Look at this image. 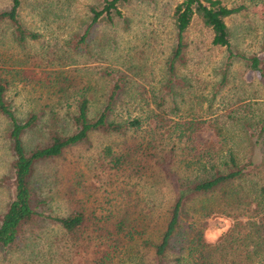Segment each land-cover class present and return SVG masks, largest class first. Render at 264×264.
Listing matches in <instances>:
<instances>
[{
    "label": "rangeland",
    "instance_id": "1",
    "mask_svg": "<svg viewBox=\"0 0 264 264\" xmlns=\"http://www.w3.org/2000/svg\"><path fill=\"white\" fill-rule=\"evenodd\" d=\"M97 1L21 0L20 21L38 33L36 38H26L21 44L12 39L10 26L0 22V72L8 80L4 97L18 117L45 102L50 107L57 99L62 100L65 108L66 104L73 107L75 91L79 88L86 92L93 113L110 85L102 77L103 70L109 68L124 75V89L116 105L122 115L126 114L122 111L124 106L131 114L139 113L141 117L149 115L150 109H157L153 95L167 75L165 60L174 39L171 12L178 0H131L121 7L124 22L119 18L113 24L96 23L87 48L74 51L70 42L87 20L88 4ZM220 2L239 6L224 18L233 47L264 57V0ZM8 4L9 0H0V9ZM210 39V29L193 14L184 32L185 48L175 61L172 86L176 108L170 109L169 98H163L162 123L151 130L153 122L143 121L140 128L126 135L92 131L87 141L73 144L61 155L36 165L35 172L41 182L38 191L46 197L48 212L61 215L75 208L83 210L87 238L83 240L82 251L73 254L62 229L47 223L26 229V246L7 253L0 251V264L150 263V247L142 241L154 237L162 227L164 211L173 198L172 186L167 179L157 176L159 172L144 181H136L129 178L127 170H114L102 158V148L109 144L118 150L131 137L135 140L142 132L144 137L151 134L157 146L175 150L176 175L192 177L203 171L205 153L219 146L212 149L203 143L201 148L189 152L186 148L176 149L184 144V136L179 133L181 122L191 121L192 132L198 135L196 140L202 142L212 139L210 132L194 125L207 122L221 125L224 138L217 154L227 148L239 156L246 153L242 126L229 116L240 114L254 121L264 111V84L256 71L241 60L231 64L227 82L219 84L224 48L212 44ZM60 87L64 89L58 91ZM5 127L6 120L0 114V177L8 174L11 159ZM32 139L31 135L25 136V144ZM8 178L0 179V211L12 194ZM252 181L247 178L241 184L249 198ZM263 208L264 201L247 205L237 201L227 212L202 217L196 226L208 242L224 231L229 232V238H246L251 221L258 220ZM119 217L124 222L121 229H116ZM184 219L189 220L185 216ZM241 250L242 247L238 251ZM166 256L173 257L171 252ZM259 257L260 254L253 255L235 264H260Z\"/></svg>",
    "mask_w": 264,
    "mask_h": 264
},
{
    "label": "trees",
    "instance_id": "2",
    "mask_svg": "<svg viewBox=\"0 0 264 264\" xmlns=\"http://www.w3.org/2000/svg\"><path fill=\"white\" fill-rule=\"evenodd\" d=\"M130 1L98 0L88 4L87 20L70 42L71 48L74 51L86 49L90 32L96 23L113 24L119 18L124 22L121 7ZM20 5L21 0H9V4L0 9V22L10 26L12 39L21 44L26 38H36L38 33L26 28L20 21ZM238 8L239 6H227L220 0H178L174 4L171 12L174 39L165 60L167 75L153 95L157 109H150V114L143 117L139 113L131 114L125 106L122 111L126 114L122 115L121 109L118 110L116 105L125 83L124 75L119 70L115 73L110 68L103 70L102 77L109 80L110 85L93 113H90L86 92L79 88L75 91L73 107L66 104L65 108L64 103L61 105L62 100L57 99L50 107L45 102L37 109L27 110L23 117L15 114L4 97L8 80L0 72V114L6 120L5 136L11 153L8 174L2 175L0 179L9 177L8 186L12 192L4 209L0 211L2 253L26 246V229L47 223L56 224L62 229L64 240L70 243L73 254L82 249L83 240L87 238L84 235L83 210L75 208L61 215L50 210L48 212L46 197L38 191L41 182L35 172L36 165L61 155L73 144L87 141L92 131L126 135L128 131L140 128L144 122H153L151 130L157 123H162L165 113V108L161 106L163 98H169L170 109L176 108L172 86L175 83V61L181 57L185 48L184 32L193 14L210 29V42L224 48V57L219 67V84L227 82L229 67L235 60L243 61L249 69L256 71L264 84V57L240 51L230 41V30L224 18ZM63 89L57 88L58 91ZM59 106L62 107L61 110L57 109ZM229 117L242 126L247 142V150L243 156L237 155L231 148H227L224 153H216L224 138L221 125L214 122L194 125L210 132L212 139L206 138L208 140L202 142L196 140L198 135L193 134L191 121L181 122L179 133L184 136V144L180 147L177 145L176 149L183 151L186 148L189 152V149L201 148L203 143L212 149L219 146L205 153L207 157L201 163L203 171L192 177L176 175L173 169V164L178 163L174 158L175 150L172 147L157 146L156 138L151 134L144 137L142 132L139 139L135 140L130 136L131 140L118 150H113L109 144L103 146L102 158L114 170L125 169L129 178L134 177L136 181H144L159 172L157 176L167 179L172 186L173 198L164 211L162 227L154 237L144 238L142 241L150 247L149 264H229V261L235 264L236 261L249 260L251 256L258 254L262 260L260 264H264V208L258 220L251 221V231L246 238H229V232L224 231L216 240L208 242L203 239L201 229L196 226L202 217L227 212L228 208L236 206L237 201L246 205L264 201V111L252 122L240 114ZM30 135L33 137L32 142L25 144L24 137ZM247 178L253 180L251 198L241 188ZM188 201L190 203L187 204ZM184 216L189 220L186 221ZM123 222L124 218L119 217L116 220V229H121ZM240 247L242 250L238 251ZM169 252L172 253V258L166 256Z\"/></svg>",
    "mask_w": 264,
    "mask_h": 264
}]
</instances>
